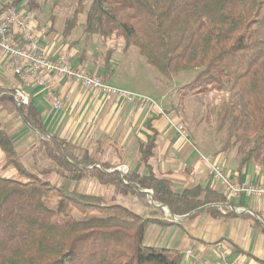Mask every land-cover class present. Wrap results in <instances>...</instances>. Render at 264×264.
<instances>
[{"label":"trees","instance_id":"16d2710c","mask_svg":"<svg viewBox=\"0 0 264 264\" xmlns=\"http://www.w3.org/2000/svg\"><path fill=\"white\" fill-rule=\"evenodd\" d=\"M24 1L5 5L0 15ZM28 1L32 9L37 7L36 0ZM80 4L75 16L89 4L86 32L124 39L126 49L136 47L165 78L196 71L182 88L186 96L235 97L218 113L219 129L228 124L227 144L237 146L239 172L255 164L264 175V0H81ZM76 25L66 21L64 36H71ZM9 98L16 99L24 120L41 136L32 160L49 164L39 175L22 165L0 119L5 166L17 169L20 176L0 175V264H183L178 251L145 244L152 226L171 225L155 218L154 212L161 209L154 205L167 207L173 216L207 210L220 217L224 208L225 217L236 216L229 211L231 200L213 186L178 193L170 180L156 176L148 166L156 135L140 146L147 173H123L118 164L50 134L31 100L23 104L17 91L0 88V100ZM89 180L112 190V196L84 192ZM148 195L151 217L116 204L118 196L146 201Z\"/></svg>","mask_w":264,"mask_h":264},{"label":"crops","instance_id":"0c3cea01","mask_svg":"<svg viewBox=\"0 0 264 264\" xmlns=\"http://www.w3.org/2000/svg\"><path fill=\"white\" fill-rule=\"evenodd\" d=\"M30 26L39 35L44 28L52 26L41 41L43 52L50 58L56 59L58 55L69 53L74 67L83 66L91 74L100 76L111 87L155 102L154 105L149 101L137 99L130 103L86 89L67 79L52 77L49 78V83L63 101V108L55 110L44 88L33 84L31 87H24L19 77L11 70L5 69L6 58L0 53V88L22 90L41 113L43 123L50 134L74 147L83 145L82 148L87 149L90 154L91 148L85 147L89 144L95 145L98 151L113 146L123 160H120L118 169L124 168L132 174L147 173L140 146L147 143L149 137L156 135V148L148 166L158 178L170 180L173 190L178 193L198 185L203 189L213 186L221 192L219 187L211 183L209 167L201 161V155L211 157L238 183H264V175L255 164H248L239 172V157L236 153L221 151L210 156L199 149L193 140L187 142L176 130L178 119L175 113L163 109L159 102L154 100V96L112 85L111 81L117 76L119 61L115 66L117 61L112 58L110 68H107L103 54L101 57H95L94 52L88 48L83 49L86 44L83 39L65 37L63 31L57 32L52 23H45L37 15ZM90 43L95 45L91 41ZM134 50H130L132 56ZM134 60L137 64H142L139 58L134 57ZM145 74H148L146 69ZM143 82L145 84L144 77ZM147 82L149 88L157 87L154 83ZM17 108L15 98L0 100V119L20 157V147L24 146L23 150H30L35 147L34 137H37L39 144L41 136L30 127ZM132 197L139 199L146 207L148 203H152L149 201L150 195L146 201ZM229 204V211L233 212L235 217H225L228 212L225 208L221 210L220 217L212 216L207 210H201L195 216H173L167 209L154 205L155 208L161 209L159 213L154 212L155 218L171 225L152 226L145 235V244L178 251L183 255V264H200L203 260H216L213 246L222 242L229 258L238 264H264V200L242 197L230 201ZM148 208L149 210L141 216L151 217L152 210ZM245 215L251 219L243 218ZM189 252H192V256Z\"/></svg>","mask_w":264,"mask_h":264},{"label":"rangeland","instance_id":"374dc122","mask_svg":"<svg viewBox=\"0 0 264 264\" xmlns=\"http://www.w3.org/2000/svg\"><path fill=\"white\" fill-rule=\"evenodd\" d=\"M13 1L14 0H0V9ZM80 1L81 0H36L37 7L32 9L29 5V1L26 0L22 2L19 7L32 10L35 14V18L37 15V17L45 23H52L57 32H62L64 30L66 21L76 22L77 27L73 29L71 36H73V39H83V41H85L86 44L83 45V49L88 48V50L94 52L95 57H101L103 54L107 68H110L112 58L117 61L115 66L118 65V61L120 62L117 76L111 81L112 85L133 92L154 96V100L159 102L158 104H160L163 109L175 113L178 119V125L184 126L198 148L210 154V156L221 151H230L237 154V146H230V144H227L228 124L222 129H219L218 126V113L228 101L234 100L235 97L225 93L186 96L185 90L182 88L193 80L196 71L182 72L173 76L171 79L165 78L156 69L147 64L145 58L141 56L136 47L126 49L124 39L115 36L105 39L99 33L86 32L85 13L89 8V4L83 6L82 14H79V16L74 15L75 12L82 7ZM51 27L48 29L51 30ZM90 41L95 43V45L91 44ZM132 49H135L133 56L130 53ZM129 57H131V59ZM134 57L139 58L142 64H137ZM145 69L148 72L147 75L145 74ZM143 77L145 78V84L143 82ZM147 81L157 85L155 88L156 91L152 87L149 88V86L146 85V83H148ZM34 138L33 146L35 147H32L30 150H27V148L23 150L24 146L22 148L20 147V160L21 163H23L22 165L29 171L39 175L43 168H46L49 163L47 161H38L35 163L32 160V151L35 150L38 144L37 137ZM82 147L84 146H79V148ZM85 147L88 149L91 148V154L101 160L107 159L114 164H121L120 160H122V156L113 146L107 149L103 148L100 151L95 149L96 146L92 144ZM5 163V153L0 149V175L8 179H19L20 176L17 169L9 166L6 167ZM50 179L54 181L55 178L50 177ZM82 190L86 193L91 192L105 194L108 197L112 196L111 190L103 189L102 186L90 180L84 184ZM116 204L130 209L131 212L133 211L138 215L145 214L149 210L143 202L132 196L128 198L120 196L116 200Z\"/></svg>","mask_w":264,"mask_h":264},{"label":"built area","instance_id":"2783aa9c","mask_svg":"<svg viewBox=\"0 0 264 264\" xmlns=\"http://www.w3.org/2000/svg\"><path fill=\"white\" fill-rule=\"evenodd\" d=\"M34 19L35 14L31 10L20 7L6 8L0 15V53L6 58L5 69L11 70L19 77L24 87H31L33 84L44 88L55 110L63 108V101L49 83V78L52 77L67 79L86 89L99 91L126 102L132 103L139 99L155 105L152 99L111 87L83 66L74 67L69 53L58 55L56 59L47 56L41 48V41L46 37L48 29L44 28L40 35L36 34L30 26ZM17 98H20L23 104L29 103L28 96L22 90L17 91ZM176 130L182 138L191 142L192 138L184 126L178 125ZM201 161L209 167L211 183L219 187L229 200H239L242 197L264 200V183H238L211 157L201 155ZM119 170L126 173L124 168ZM213 249L216 260H203L200 264H238L229 258V253L222 242H217ZM188 254L192 256V252Z\"/></svg>","mask_w":264,"mask_h":264},{"label":"water","instance_id":"95a60500","mask_svg":"<svg viewBox=\"0 0 264 264\" xmlns=\"http://www.w3.org/2000/svg\"><path fill=\"white\" fill-rule=\"evenodd\" d=\"M163 208L167 209L171 215L173 214V213L170 212V210L167 207H163Z\"/></svg>","mask_w":264,"mask_h":264}]
</instances>
